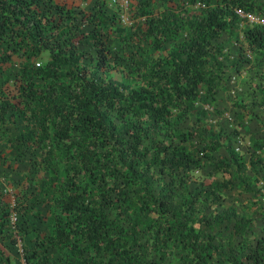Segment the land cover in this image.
<instances>
[{"label": "trees", "instance_id": "16d2710c", "mask_svg": "<svg viewBox=\"0 0 264 264\" xmlns=\"http://www.w3.org/2000/svg\"><path fill=\"white\" fill-rule=\"evenodd\" d=\"M107 3L0 0V165L27 171L14 181L13 225L0 194V264H13L6 246L29 233L26 264H264V213L255 232L250 216L198 206L217 201L245 160L231 150L208 171L228 178L211 180L208 194L190 187L228 137L204 120L226 82L217 37L239 23L234 7L259 11L262 1L131 0L111 12ZM243 35L264 108V27Z\"/></svg>", "mask_w": 264, "mask_h": 264}, {"label": "rangeland", "instance_id": "374dc122", "mask_svg": "<svg viewBox=\"0 0 264 264\" xmlns=\"http://www.w3.org/2000/svg\"><path fill=\"white\" fill-rule=\"evenodd\" d=\"M64 2L72 8L89 7L94 4L95 0H58ZM131 0H107L106 11L111 12L114 4L119 3L122 8H127ZM134 1V0H133ZM261 10H256L254 20L248 22L240 18L239 23L234 28L223 30L217 39L223 43L222 52L219 56L225 62V85L218 91L215 98L207 104V114L204 120L211 124L215 129L222 127L227 132V138L223 141L218 150L212 153L206 160L202 168L193 171V177L190 182L192 190L200 189L203 194L209 192L205 190L211 180L228 178V174L211 175L208 173L211 167V161L223 156L230 158V151L233 150L245 160V166L240 167L234 173V183L230 188L221 192L220 198L211 202V199L205 197L198 206L207 213L225 209L234 211L238 216H250L252 220V229L258 231V223L261 214L264 213V108L257 104L256 96L259 94V84L261 82L259 72L261 66L255 63V52L249 46L243 35V28L249 25H258L264 27V0ZM198 5L191 7L196 9ZM120 16H125L121 21L127 24L130 21V13L122 11ZM113 33V32H112ZM184 30L181 35H184ZM90 40L85 39L81 42V47L89 48ZM111 47L119 46L120 42L117 37L110 40ZM251 52V57L246 52ZM250 58L249 61H243L240 69L233 67V60L239 57V54ZM12 67L16 70L17 59L13 60ZM200 100L204 93L201 92ZM201 103L198 104L200 106ZM194 115L187 118L184 126L192 125ZM8 150L2 148L1 153L5 154ZM255 156L257 161L255 168H250L249 160ZM27 177L25 167L20 163L15 165L8 172L0 165V194L9 201V205L4 208L7 211V222L12 225L14 220L20 218L13 209L14 198V181L15 179ZM39 217H32V221L39 222ZM41 224V223H40ZM31 233L25 235L24 240H18L15 244H8L6 251L11 255L13 264H26L22 252V245L30 243ZM56 252L50 256L51 260H56Z\"/></svg>", "mask_w": 264, "mask_h": 264}, {"label": "built area", "instance_id": "2783aa9c", "mask_svg": "<svg viewBox=\"0 0 264 264\" xmlns=\"http://www.w3.org/2000/svg\"><path fill=\"white\" fill-rule=\"evenodd\" d=\"M233 11L237 14V16L239 18L246 19L248 22H252L254 20V14L257 12L256 10H250V11L243 10L242 8L237 7V6L234 7ZM121 19L122 20H125V16H121ZM246 55L251 57V52L250 51H247L246 52ZM36 64L38 65L39 62H36ZM263 202H264V198H263ZM14 206H15V203H14ZM13 209L15 210V213H16L15 207Z\"/></svg>", "mask_w": 264, "mask_h": 264}]
</instances>
